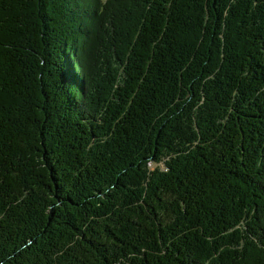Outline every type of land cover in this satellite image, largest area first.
Listing matches in <instances>:
<instances>
[{"label":"trees","instance_id":"trees-1","mask_svg":"<svg viewBox=\"0 0 264 264\" xmlns=\"http://www.w3.org/2000/svg\"><path fill=\"white\" fill-rule=\"evenodd\" d=\"M0 5V37L9 26L12 48L3 47L10 68L1 55L0 71L3 63L26 113L0 120V264H264V0ZM96 22L106 66L76 56L85 26L96 38ZM197 63L218 96L216 113L198 120L176 100L186 66ZM104 67L118 84L96 119L72 81L88 79L92 91ZM198 85L199 100L207 91ZM167 108L182 122L170 134L187 149L182 161L151 172L147 148L116 185L122 154L145 145L137 133Z\"/></svg>","mask_w":264,"mask_h":264},{"label":"rangeland","instance_id":"rangeland-1","mask_svg":"<svg viewBox=\"0 0 264 264\" xmlns=\"http://www.w3.org/2000/svg\"><path fill=\"white\" fill-rule=\"evenodd\" d=\"M213 1L215 2L217 0H210V2H213ZM218 1L221 4L225 2V0H218ZM18 7H20V5H18ZM1 8H2V5H0V9ZM28 14L31 15L30 9L28 11ZM90 14L93 18H95L97 16V8L91 9ZM17 18L18 16H16V19ZM84 18H86L87 20H90L85 16ZM4 28L7 34L3 38L0 37L1 38L0 39V56L1 55L2 57L4 56V60L6 59L5 66L7 69H9L10 68L9 53L6 50H4L3 47H5L7 43L8 48L12 50V48L10 47V40H8V36L10 33V27L4 26ZM102 31H103L102 26L96 22L95 25H93L92 27V32L94 33L96 38L94 40H90V38L88 37L89 33L87 31V28L86 26L84 27V37H81L78 40L79 44L78 43L77 44L79 45V51L76 53V56L79 55L81 57L82 62L87 60L88 63L92 65V62L90 61V57H92L95 60V62L98 61L99 57L102 60V57L100 56L97 50L100 48L98 39H99V36H101ZM209 36L211 37V35ZM30 42H31V39L29 38V41L27 43H30ZM78 45H76V47ZM84 46L86 47L84 48L86 49L85 51L84 49H82ZM1 60L3 61V58H1ZM102 61L105 62V66H106L107 65L106 55H103ZM110 64L112 66L113 64L117 66L116 70L119 72V74L121 75L124 74V72H122V69L119 70L121 66L122 67L124 66L121 60L118 61L117 59H115L113 64L112 63ZM75 65L80 70L81 78H82L83 72H84V66L78 59ZM186 67H187L186 68L187 74H186L184 83L177 86L178 98L176 100L178 101V104L181 105L178 112L180 111L184 114L186 112L185 108L187 107L191 111L189 112L190 113L189 115L192 116L193 119L196 117L195 118L196 120H198V118L203 117V116L205 118L207 116H211L215 114L216 113L215 109L217 105L214 102V100L218 97L215 95V92L217 89V83H212L211 81H209V83L211 84L207 86L208 78L206 77V73L203 72L204 64L201 66L199 63H197V64H193L192 66H186ZM6 68L3 67V63H2V71H0V112H1L0 120L2 122H5L7 119H9V124H15L14 122L21 121L22 115L24 116L26 113L22 111V109L24 110L22 106L23 101L22 100L20 101L19 99H17V96L15 94H12L10 91L11 87H10ZM3 69H4V72H3ZM100 75L103 76L98 82L100 86L94 87L92 91L90 89L88 90V79L80 80L79 78L75 77V79L72 81L73 83L75 82L74 86L78 90L77 96H76V102L80 103V108H82L84 103L88 104L91 101L90 106L92 109V116L96 119H100V117L97 115L101 112V110H105V106L108 104L109 99L112 97L111 90L113 89L114 86H117L118 84V79L113 77L112 71H110V75L107 76L108 75L107 68L104 67ZM221 78H223L222 74H221ZM198 82L202 83L204 90L207 91V94H208V95L206 94V96H204V94H200L199 100L196 98L198 96L197 94L200 89V85H198ZM111 86L113 87L109 88ZM90 96H93L92 100L89 98ZM205 110H206V113L204 114ZM3 111L4 112L6 111L4 116L2 115ZM175 111L176 110H170V108H167L166 111L162 112V114H166L165 115L166 117L161 121L160 120L155 121L153 128L147 127L145 132L140 129V131L137 134L139 135V137L141 135L140 139H142V142L145 145L138 146L139 150H134L133 155H131L133 150L128 151L127 154L126 153L122 154V156L124 155L125 158L127 157L128 161H125V158H123L124 161L122 160L121 163H124V164H119V166H122V170H123L122 175L120 176L121 177L120 179L123 181L121 182V181L115 180L114 182L116 183V185L123 187L124 184L122 183L127 182L129 180V176L131 178L130 173H135V171H132L134 169L132 166L133 163H135V161L138 160L139 157H142L141 155L144 154V150L147 148L153 150L151 153H149L150 157L147 158L148 160L147 166L150 168L151 172H156V173L161 172V174L169 173L170 171H173V168H172L173 164H170L171 161L173 160L176 161L178 158H179L178 161H182L183 159L182 153H185L187 149L182 148L176 143H173L170 138L171 132L177 129V127H180L182 124L180 119L175 115ZM218 122L219 121L217 120V123ZM169 129H171L170 132H169ZM147 130H150V131L146 132ZM199 141L200 140H198L197 149L202 150V148H200L201 143ZM186 147H188V144ZM154 152L160 154V157H159L160 159L157 160L156 162L154 161V159L157 156L156 155L153 156ZM177 156L178 158L175 159ZM118 157L120 156L117 155L115 160H117ZM133 157L135 158V160ZM141 162L142 160L139 161V163ZM123 175H125V178ZM101 184H102L101 190L105 191L106 187L108 186L107 183L101 182ZM96 187L99 189L100 188L99 184H97ZM118 196L119 194L113 193L112 197L113 199L118 200ZM122 196L124 195L122 194ZM52 224H54L53 221H51V226Z\"/></svg>","mask_w":264,"mask_h":264}]
</instances>
